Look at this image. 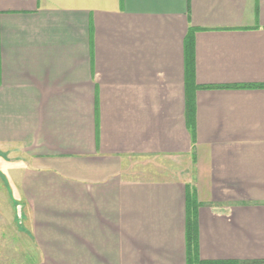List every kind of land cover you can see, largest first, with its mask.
Returning <instances> with one entry per match:
<instances>
[{"label":"crops","instance_id":"crops-1","mask_svg":"<svg viewBox=\"0 0 264 264\" xmlns=\"http://www.w3.org/2000/svg\"><path fill=\"white\" fill-rule=\"evenodd\" d=\"M179 170L199 262L264 264V0H0L9 264H188Z\"/></svg>","mask_w":264,"mask_h":264},{"label":"rangeland","instance_id":"rangeland-1","mask_svg":"<svg viewBox=\"0 0 264 264\" xmlns=\"http://www.w3.org/2000/svg\"><path fill=\"white\" fill-rule=\"evenodd\" d=\"M144 165H147V166H152V167H155L156 166L158 168H161L160 167V162L158 161H155V160H148V161H145L143 162ZM160 164V165H159ZM169 165L166 166L165 165V169H169ZM161 171H165L163 168L160 169ZM172 171V169H169ZM180 171V170H179ZM181 173H169V174H164V172H158L156 171V175H154L153 177L149 176L147 178L149 179H160V180H171V179H184V180H192V183L188 186V188L190 189V192H194L195 191V184L193 182V179L195 178L194 176V172L192 173V176H189V173H185L184 170L180 171ZM5 182L6 181V178L5 176L1 173L0 171V185L3 184V186H5ZM0 193H1V197H2V192L0 190ZM18 204L16 202H13L12 203V208L14 210V212L16 213V217H15V221H13V225H9V226H5L3 229H4V233H2L1 231V227H0V264H9L11 263V260L13 259L14 257V252H13V249L14 247L16 248V250L18 249L17 246H19V244H25L26 241H20L19 243V235L22 234L21 232L24 231V226L22 225V217H20L18 214H19V209H18ZM0 212H5L4 210V206H3V202L0 203ZM2 221V220H1ZM25 249V252L27 251L26 247L23 248ZM24 252V253H25Z\"/></svg>","mask_w":264,"mask_h":264},{"label":"trees","instance_id":"trees-1","mask_svg":"<svg viewBox=\"0 0 264 264\" xmlns=\"http://www.w3.org/2000/svg\"><path fill=\"white\" fill-rule=\"evenodd\" d=\"M192 50L189 47L187 50V60L192 62ZM203 89V88H202ZM204 89H225L224 87H207ZM193 101L189 98L188 107H187V116H188V125L192 133H194L193 127ZM198 209L197 204V194L196 191L190 192V189L187 188V238H188V247H189V258L188 264H208L202 263L198 260L197 248H198V231H197V221H196V210Z\"/></svg>","mask_w":264,"mask_h":264}]
</instances>
